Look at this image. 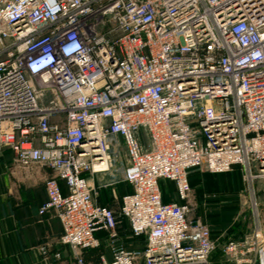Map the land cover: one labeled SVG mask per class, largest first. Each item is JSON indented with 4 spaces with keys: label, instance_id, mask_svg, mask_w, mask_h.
<instances>
[{
    "label": "built area",
    "instance_id": "built-area-1",
    "mask_svg": "<svg viewBox=\"0 0 264 264\" xmlns=\"http://www.w3.org/2000/svg\"><path fill=\"white\" fill-rule=\"evenodd\" d=\"M116 139L131 190L114 213L87 176ZM2 152L53 172L37 214L73 264L96 231L111 254L94 264H264L258 226L216 245L190 217L193 172L264 178V0H0ZM118 222L139 250L114 243Z\"/></svg>",
    "mask_w": 264,
    "mask_h": 264
},
{
    "label": "crops",
    "instance_id": "crops-1",
    "mask_svg": "<svg viewBox=\"0 0 264 264\" xmlns=\"http://www.w3.org/2000/svg\"><path fill=\"white\" fill-rule=\"evenodd\" d=\"M109 167L104 172L88 175L87 179L95 191V202L117 211L121 196L131 188L121 179L112 178ZM53 175L46 166L30 164L22 168L12 162L9 153L0 154V264H73L72 251L59 242L61 226L58 220L50 214H37L38 207L46 199L43 183ZM58 185L65 193L63 182L59 181ZM160 188L163 200L172 201V184L160 182ZM192 200L191 217L193 210L202 206L203 196L195 195ZM94 237L100 245L106 239L102 231L94 232ZM224 237L227 236H211V239L219 245ZM97 250L78 253L85 263L94 264L97 262L94 252H101ZM102 251L107 252V249ZM55 254L58 258H54Z\"/></svg>",
    "mask_w": 264,
    "mask_h": 264
},
{
    "label": "rangeland",
    "instance_id": "rangeland-1",
    "mask_svg": "<svg viewBox=\"0 0 264 264\" xmlns=\"http://www.w3.org/2000/svg\"><path fill=\"white\" fill-rule=\"evenodd\" d=\"M108 156L112 178L122 180L121 173L126 164V157L120 141L110 142ZM190 178L191 197L203 196L202 206L195 208L190 217L198 218L206 225L210 237L239 238L250 234L255 226H258L264 236V178L253 180L251 183L246 182L236 168L221 175H208L203 171H195ZM162 187L164 188L165 185ZM116 232L114 243L117 245H122L127 251L141 248V241L131 238L123 224L117 223ZM235 233L238 234L235 236ZM101 242L102 245L97 250L101 252H94L97 261L100 256L109 258L111 254L110 242L107 239ZM104 248L107 252L102 251ZM211 264H230V262L218 252H214Z\"/></svg>",
    "mask_w": 264,
    "mask_h": 264
},
{
    "label": "bare ground",
    "instance_id": "bare-ground-1",
    "mask_svg": "<svg viewBox=\"0 0 264 264\" xmlns=\"http://www.w3.org/2000/svg\"><path fill=\"white\" fill-rule=\"evenodd\" d=\"M264 240V239H263Z\"/></svg>",
    "mask_w": 264,
    "mask_h": 264
}]
</instances>
